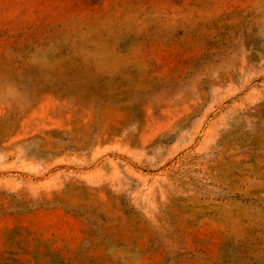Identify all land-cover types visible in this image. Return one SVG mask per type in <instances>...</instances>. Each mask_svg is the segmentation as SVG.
<instances>
[{
    "label": "rangeland",
    "instance_id": "374dc122",
    "mask_svg": "<svg viewBox=\"0 0 264 264\" xmlns=\"http://www.w3.org/2000/svg\"><path fill=\"white\" fill-rule=\"evenodd\" d=\"M0 264H264V0H0Z\"/></svg>",
    "mask_w": 264,
    "mask_h": 264
}]
</instances>
